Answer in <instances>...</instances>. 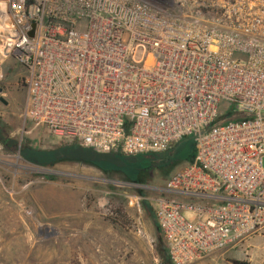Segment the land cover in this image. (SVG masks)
Here are the masks:
<instances>
[{
    "label": "built area",
    "instance_id": "built-area-1",
    "mask_svg": "<svg viewBox=\"0 0 264 264\" xmlns=\"http://www.w3.org/2000/svg\"><path fill=\"white\" fill-rule=\"evenodd\" d=\"M5 5L34 126L130 157L193 139L192 161L155 200L171 264L264 227V0Z\"/></svg>",
    "mask_w": 264,
    "mask_h": 264
},
{
    "label": "rangeland",
    "instance_id": "rangeland-1",
    "mask_svg": "<svg viewBox=\"0 0 264 264\" xmlns=\"http://www.w3.org/2000/svg\"><path fill=\"white\" fill-rule=\"evenodd\" d=\"M6 12L0 0V122L16 141L14 149L0 145V264H165L157 251V236L166 249L167 243L157 228L155 200L189 164L194 142L188 138L161 153L172 155L167 176L150 169L136 184L79 154L76 147L85 149L79 142L34 126L23 116L26 71L3 39ZM26 148L43 156L40 163L24 157ZM118 207L126 215L122 226L110 219ZM193 264H264V227Z\"/></svg>",
    "mask_w": 264,
    "mask_h": 264
},
{
    "label": "trees",
    "instance_id": "trees-1",
    "mask_svg": "<svg viewBox=\"0 0 264 264\" xmlns=\"http://www.w3.org/2000/svg\"><path fill=\"white\" fill-rule=\"evenodd\" d=\"M192 142L193 139H192ZM3 144L8 149H14L16 147V141L11 140L7 137L4 128L1 125L0 122V145ZM75 150L79 151V154L85 155L87 158H95V163L102 166L105 170L111 172V171H117L122 173L124 175L125 180H127L130 183H143V181L149 176L150 169H155L158 171H162L161 175L167 176L168 174V167L170 166L169 160L172 158V155L168 154H143L138 156H125L121 154L120 152H111L108 154H101L96 152L93 149H81L76 147ZM24 157L31 162L34 163H40V159L43 157L38 152H31L29 150H24ZM195 153V143L192 145V150L190 152L191 158L193 159ZM193 156V157H192ZM48 157V158H46ZM43 158V160L46 158L47 160H52L51 156H46ZM191 159V161H192ZM55 160V159H54ZM190 161V162H191ZM189 162V163H190ZM146 207V206H145ZM147 212L151 215L152 210L150 208H146ZM114 217H111V221L115 225H121L122 223L119 221L120 219L126 220V215L123 213V208L118 207L113 212ZM156 220V218H155ZM157 221V220H156ZM157 228L158 223H157ZM160 231V230H159ZM162 234V233H161ZM158 238V245H157V251L159 255L162 257L163 262L165 264H169V256H168V248L166 249L165 245L163 244V239L160 236H157Z\"/></svg>",
    "mask_w": 264,
    "mask_h": 264
},
{
    "label": "water",
    "instance_id": "water-1",
    "mask_svg": "<svg viewBox=\"0 0 264 264\" xmlns=\"http://www.w3.org/2000/svg\"><path fill=\"white\" fill-rule=\"evenodd\" d=\"M35 29H36V24H33V30L30 33V36L31 37H34V35H35Z\"/></svg>",
    "mask_w": 264,
    "mask_h": 264
},
{
    "label": "bare ground",
    "instance_id": "bare-ground-1",
    "mask_svg": "<svg viewBox=\"0 0 264 264\" xmlns=\"http://www.w3.org/2000/svg\"><path fill=\"white\" fill-rule=\"evenodd\" d=\"M2 3V2H1ZM5 16V15H4Z\"/></svg>",
    "mask_w": 264,
    "mask_h": 264
}]
</instances>
